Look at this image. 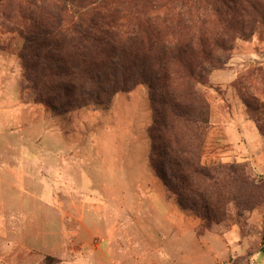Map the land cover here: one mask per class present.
Returning <instances> with one entry per match:
<instances>
[{
	"label": "rangeland",
	"instance_id": "1",
	"mask_svg": "<svg viewBox=\"0 0 264 264\" xmlns=\"http://www.w3.org/2000/svg\"><path fill=\"white\" fill-rule=\"evenodd\" d=\"M11 1L5 11L0 2V264H264V192L207 222L155 174L146 85L64 115L36 101L17 5L41 3ZM199 91L210 107L203 163L264 181V26L217 51Z\"/></svg>",
	"mask_w": 264,
	"mask_h": 264
},
{
	"label": "trees",
	"instance_id": "2",
	"mask_svg": "<svg viewBox=\"0 0 264 264\" xmlns=\"http://www.w3.org/2000/svg\"><path fill=\"white\" fill-rule=\"evenodd\" d=\"M38 1L35 9L17 5L19 58L36 101L64 115L108 107L118 93L146 85L149 162L177 203L208 222L231 202L244 209L259 199L264 181L245 167L203 163L210 107L199 87L217 51L264 26V0H204L221 28L214 33L198 0ZM0 2L4 11L15 4Z\"/></svg>",
	"mask_w": 264,
	"mask_h": 264
}]
</instances>
